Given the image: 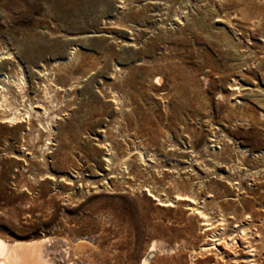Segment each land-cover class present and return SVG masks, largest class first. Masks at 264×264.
Listing matches in <instances>:
<instances>
[{
	"label": "rangeland",
	"instance_id": "1",
	"mask_svg": "<svg viewBox=\"0 0 264 264\" xmlns=\"http://www.w3.org/2000/svg\"><path fill=\"white\" fill-rule=\"evenodd\" d=\"M2 72L26 101L0 109L8 244L264 264V0H0Z\"/></svg>",
	"mask_w": 264,
	"mask_h": 264
},
{
	"label": "bare ground",
	"instance_id": "2",
	"mask_svg": "<svg viewBox=\"0 0 264 264\" xmlns=\"http://www.w3.org/2000/svg\"><path fill=\"white\" fill-rule=\"evenodd\" d=\"M155 79L160 83L162 82V78L160 76L156 75ZM24 86H25V82H24V79L22 76L14 78V77H11L10 75L5 74L3 72L0 73V109L2 111L4 110L3 107H7V105H8L7 104V94L9 92H12V87H15V89L18 90L17 96L25 104V102H26L25 101V94H23V92H22ZM159 86H161V85L159 84ZM32 110H33V107L30 104H28L25 106L24 113H22V112H20V110L16 109L13 112L10 111L11 113L9 115H6L3 119L5 120L6 123H10L12 125H17L20 123V120H24V118H26V119L30 118ZM25 115H26V117H24ZM32 115H35V114H32ZM45 115H47L46 110H45ZM35 117H36V115H35ZM37 117H38V115H37ZM54 117H52V118H54ZM39 122H40V120H39ZM40 126L42 129H44V131L46 130L47 132H49V136H50L51 129L49 126H51V125H49L48 122H45V123L40 122ZM47 145H49V143L46 144L45 147ZM109 162H110V160H109ZM37 195H39V194L37 193ZM36 198H39V196H36ZM34 203H35V201H34ZM167 205H172V204L168 203ZM203 214L204 213H201V215L203 217H205V215H203ZM206 219H202V222H204V223L208 222L209 223V221ZM241 233H246V231H242ZM218 241H220V240H218ZM235 241H236V239H235ZM48 243H50V239H46V240L41 239L38 241L25 242V243L15 242L12 245H10L7 243L6 240L0 238V264H60V263L62 264L65 262L70 263V264H75V263H73V261L71 262L69 260V251L68 250L70 247H68V246L70 244L66 239H61V240L57 241V245L51 246L50 248L46 247V245ZM213 245H215V244L204 245V248L201 250L209 251L210 248L213 247ZM154 251H155L154 246H152L151 249H149L148 252L146 253V255L142 261V264H148L150 262L151 258L153 257ZM222 255H226V253L223 252L220 256H222Z\"/></svg>",
	"mask_w": 264,
	"mask_h": 264
}]
</instances>
